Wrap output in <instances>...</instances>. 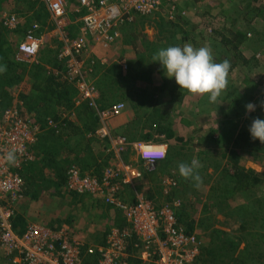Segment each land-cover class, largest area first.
Returning <instances> with one entry per match:
<instances>
[{
    "label": "rangeland",
    "instance_id": "rangeland-1",
    "mask_svg": "<svg viewBox=\"0 0 264 264\" xmlns=\"http://www.w3.org/2000/svg\"><path fill=\"white\" fill-rule=\"evenodd\" d=\"M68 1L73 10L75 0ZM216 3L223 7L206 10ZM259 9L264 14V0H162L154 13L136 14L131 23L121 25L120 36L111 46L90 38L77 78L65 80L54 67L59 62L65 67L67 62L59 58L65 42L54 37V32L62 33L51 22L48 0H0V66H7L0 73L1 106L22 102L24 112L32 117L38 112L50 117L67 114L73 122L61 138L48 133L37 136L36 160L31 167L25 166L26 188L14 206V228L21 232L32 223L67 228L73 238L92 245L101 243L112 228H121L122 213L90 196L71 193L67 184H61L58 170L73 162L96 169L108 157V165L99 172L121 161L142 174L124 187L125 200L142 196L159 205L179 203V223L199 237L205 251L195 264H264V143L252 139L248 131L254 118L264 119L260 106L264 101V19ZM182 11L187 15L180 17ZM10 14L18 17L17 28H5ZM35 23L41 26V50L20 66L16 62L19 46ZM68 30L69 40L77 39L79 28L78 32ZM189 42L196 48L209 46L215 62L227 59L231 64L227 88L215 104L207 96L180 89L175 78H168L159 62L152 60L162 48ZM17 69L18 83L12 72ZM50 74L71 88L70 109L67 101L63 106L45 88ZM83 81L98 92L95 106L83 96ZM249 102L256 104V110L246 113ZM117 104L123 105L119 115L102 122L99 116ZM103 123L112 136L128 140L119 161L105 151L98 137ZM141 145L165 146L166 158L148 163L141 157ZM192 158L203 165L199 188L178 171L181 162L190 163ZM236 169L254 172L260 184L235 188ZM0 264H11L1 250Z\"/></svg>",
    "mask_w": 264,
    "mask_h": 264
},
{
    "label": "built area",
    "instance_id": "built-area-1",
    "mask_svg": "<svg viewBox=\"0 0 264 264\" xmlns=\"http://www.w3.org/2000/svg\"><path fill=\"white\" fill-rule=\"evenodd\" d=\"M75 2L76 7L72 10L68 0H48L51 22L62 33L65 42L59 55L60 60L66 59L67 62L63 67L65 80L77 78L76 73L82 68L80 62L87 55L90 38L95 37L106 48L111 46L120 36L118 28L121 25L131 23L136 14L154 13L162 0ZM181 15L184 17L187 12L182 11ZM78 23L81 26L77 39L69 40L65 29ZM19 24L17 16L10 14L5 17V27L14 29ZM39 33L41 26L37 23L27 30L25 40L18 49L19 62L30 63L38 56L43 43ZM80 89L85 100L90 101V106H95L97 90L87 86L85 81ZM22 107L21 102L0 109V250L11 264H87V258L96 260V264H131L134 257L139 264L196 263L202 254V242L179 223V203L159 205L142 196H138L134 202L123 198L124 187L132 185L142 174L135 167L119 161V154L127 148L128 140L121 135L112 136L105 123L98 130V137L105 142V151L117 157V166L107 167L99 175L94 169L83 171L73 165L67 172L66 184L71 193L81 197L90 196L98 204L122 213L126 227L112 228L105 244L98 245L73 238L67 228L54 230L35 223L21 232L14 228V206L26 188L23 177L25 166L33 162V146L42 132L40 124ZM122 109V104L114 105L100 115L102 122L119 115ZM59 125L60 122L49 118L46 128L56 130ZM13 149L16 153L14 165L4 159L5 154ZM166 151L163 145L140 146L141 157L152 165L165 159ZM160 153L164 154L163 158L157 156Z\"/></svg>",
    "mask_w": 264,
    "mask_h": 264
},
{
    "label": "clouds",
    "instance_id": "clouds-1",
    "mask_svg": "<svg viewBox=\"0 0 264 264\" xmlns=\"http://www.w3.org/2000/svg\"><path fill=\"white\" fill-rule=\"evenodd\" d=\"M153 62H159L168 78H175L180 89L194 96H207L209 103L215 104L222 92L227 88L230 62L225 59L215 62L212 49L209 46L194 47L190 42L181 46H169L158 50L152 57ZM7 71V66H0V73ZM264 108V101L260 105ZM246 113L254 112L256 104L245 105ZM252 139L264 143V119L254 118L248 129ZM167 152V151H166ZM163 158L164 154H157ZM4 159L9 164L16 163L15 150H9ZM203 165L197 158L190 163L181 162L178 165L179 175L185 180H191L199 188L203 180L199 169Z\"/></svg>",
    "mask_w": 264,
    "mask_h": 264
},
{
    "label": "trees",
    "instance_id": "trees-1",
    "mask_svg": "<svg viewBox=\"0 0 264 264\" xmlns=\"http://www.w3.org/2000/svg\"><path fill=\"white\" fill-rule=\"evenodd\" d=\"M260 11V15L261 17H263L264 19V14H263V11L261 9H259ZM37 15H39V13H37ZM50 15V14H49ZM39 17V16H38ZM260 17V18H261ZM251 25V24H250ZM126 25H124L125 27ZM123 27V28H124ZM6 28V27H5ZM8 29V28H7ZM183 32H185V30H183ZM17 60V59H16ZM17 64H19L20 66H26L25 63H21L19 62L18 60L16 61ZM95 65L94 66H98L96 62H94ZM54 67L59 71L61 72L62 74H64V69H63V65L59 62L58 64H55ZM163 69V68H162ZM13 74L15 75V77L17 78L18 81H16V83L19 82L20 80V75L19 74V69L17 70H13L12 71ZM38 73V72H36ZM39 77V75H36ZM46 89L48 91H51L52 95H55L58 97L59 99V102L60 101H67L69 104H68V107L69 109L71 107H73V104H71V97H70V94H71V88L70 87H67L65 81L60 77L58 78L57 76L53 75V74H50L47 79H46ZM184 94V92H183ZM101 100V99H100ZM61 103L63 106H66V104ZM60 104V105H61ZM3 105L1 102H0V109H5V108H8L7 106H1ZM86 104L84 103L83 106H85ZM82 106V105H81ZM87 106V105H86ZM1 107H4V108H1ZM46 109H49V107L47 106ZM82 109V108H81ZM36 111V110H35ZM28 115V114H27ZM43 115V116H42ZM48 114L46 113H42V112H38V116L40 117H34V120L36 123L40 124V127L42 128V135L44 133H48L51 137H56V138H61L63 136V134H68V129L71 128V126H73V122H71L69 120V117L67 116L66 114V117L64 116V114H52V117L50 116H47ZM42 116V117H41ZM100 117V116H99ZM49 118H52L53 120H55L56 122H60V125H59V129H52V128H46L47 127V124H48V119ZM96 124H97V120L95 121V127H96ZM160 124V123H159ZM158 126V125H157ZM58 131V132H57ZM163 133V132H162ZM172 136V135H171ZM101 143L103 145H105V142H102ZM37 144V143H36ZM35 144V145H36ZM35 145L33 146V151H34V147ZM101 146V144H100ZM35 153V152H34ZM36 154V153H35ZM108 157H106V160L104 159V162H102L101 164H98L96 165V170L97 172H99L104 166H107L108 165ZM36 160V155L34 157V162ZM34 162H31L30 164L26 165L27 167H31ZM73 165H76L78 167H80L83 171H87L91 168H88V166H84L83 164L81 163H78V162H73L71 164H68L67 166H65L62 170L60 168H58L59 172L61 171V174H60V178H61V184H66L67 183V172L68 170L71 168V166ZM29 174V172H26V170L24 171L23 173V177L24 179L26 180V176ZM99 174V173H98ZM235 180H236V186L235 188L237 189H241V188H248V187H251V186H257L260 184L261 182V179L252 171H244L242 169H236L235 171ZM135 199H130L131 202H134ZM103 206V205H102ZM110 209V208H109ZM178 212H179V207L177 208V215H178ZM125 221V220H124ZM126 227V223L123 224L121 226V228H124ZM54 230H59L60 228H52ZM105 240H106V237L105 239L99 243V244H105ZM203 251V249H202ZM205 251H203L202 253L204 254ZM87 264H96V260H93L91 258H87L86 261H85ZM131 264H135V263H131ZM138 264V263H137Z\"/></svg>",
    "mask_w": 264,
    "mask_h": 264
},
{
    "label": "crops",
    "instance_id": "crops-1",
    "mask_svg": "<svg viewBox=\"0 0 264 264\" xmlns=\"http://www.w3.org/2000/svg\"><path fill=\"white\" fill-rule=\"evenodd\" d=\"M190 5V4H189ZM192 5H193V3H192ZM221 7H223V5L221 4V3H216V4H212L210 7H208V8H206V10H210V11H212L213 9H220ZM181 17V16H180ZM191 19H193V18H191ZM81 25V23H78V24H74L71 28H69V30H68V28H67V30L70 32V31H77L78 32V28H79V26ZM54 34H55V36L54 37H56V35H58L59 37H62L61 36V34H59V33H56V32H54ZM68 35V34H67ZM62 40H63V38H62ZM92 170V169H91ZM89 171V170H88ZM96 171V170H95ZM97 172V171H96ZM103 172V171H102ZM102 172H97V173H99V175H102ZM76 196H78V195H76ZM79 197H81V196H79ZM132 260V263H135V264H139V261L134 257V258H132L131 259Z\"/></svg>",
    "mask_w": 264,
    "mask_h": 264
},
{
    "label": "bare ground",
    "instance_id": "bare-ground-1",
    "mask_svg": "<svg viewBox=\"0 0 264 264\" xmlns=\"http://www.w3.org/2000/svg\"><path fill=\"white\" fill-rule=\"evenodd\" d=\"M104 48V47H103Z\"/></svg>",
    "mask_w": 264,
    "mask_h": 264
}]
</instances>
